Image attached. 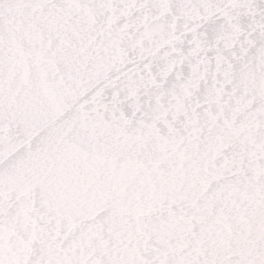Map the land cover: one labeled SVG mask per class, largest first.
<instances>
[{"label": "snow or ice", "instance_id": "snow-or-ice-1", "mask_svg": "<svg viewBox=\"0 0 264 264\" xmlns=\"http://www.w3.org/2000/svg\"><path fill=\"white\" fill-rule=\"evenodd\" d=\"M0 264H264V0H0Z\"/></svg>", "mask_w": 264, "mask_h": 264}]
</instances>
